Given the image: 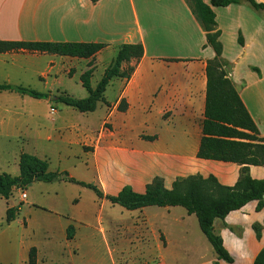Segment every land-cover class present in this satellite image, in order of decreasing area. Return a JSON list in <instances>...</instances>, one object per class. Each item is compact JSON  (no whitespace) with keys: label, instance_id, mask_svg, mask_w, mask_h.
<instances>
[{"label":"crops","instance_id":"1","mask_svg":"<svg viewBox=\"0 0 264 264\" xmlns=\"http://www.w3.org/2000/svg\"><path fill=\"white\" fill-rule=\"evenodd\" d=\"M244 6L264 20V12L254 11L246 3L214 8V12L222 44V13H229L234 39L238 41L240 34L244 39V45L238 43L240 48L231 50L236 54L231 58L235 63L225 57L224 45L223 57L233 64L230 77L259 131L264 132L263 71L249 74L252 80L244 88L236 68L239 61L257 57L264 34L261 23L251 27L239 23L236 15L246 10ZM3 40L107 45L89 59L26 51L17 52V57L10 52L0 54V62L15 70L31 72L36 78L44 76L47 89L37 91L49 93L48 100L56 97L50 87L60 85L65 93L72 85L83 87L81 76L93 69V78L100 65L105 74L121 44L144 46L141 60L129 64L135 67L131 79L114 78L108 85L107 89L116 86L115 96L111 100L105 97L106 103L98 105L96 111L102 110L98 119L46 117L35 118L31 124L10 120L15 128L20 127L14 129L18 138L24 135L25 125L33 126L28 130L36 133L38 142L50 143L56 135L53 146L38 143L30 154L46 160L51 172H67L77 181L96 185L106 196L118 195L125 186L145 193L158 177L168 189L177 178L191 175H214L228 187L238 182L240 165L197 157L205 120L207 62L215 53L205 47L206 32L187 0H0ZM62 60L68 64L60 68ZM75 76L80 77L78 83L72 82ZM57 80L60 82L55 84ZM123 100L127 109L118 111ZM47 120L52 127L44 123ZM23 153L21 148L5 159L0 174L19 176ZM168 159L173 160L169 164L177 166L176 171L167 170ZM84 169L95 172V183L80 175ZM249 174L264 179V167L250 166ZM14 191H21L22 207L8 224L18 222L22 227L20 264H29L32 251L36 264H136L140 257L146 259L144 264H183L178 257L184 252L183 245L190 246L185 251L192 255L190 264H254L264 248V231L259 240L254 230V225H264V209L257 212L256 202L214 222L215 233L234 258V263H227L219 260L196 215L183 207L149 206L130 211L89 188L63 180L36 182L28 191ZM12 198L13 194L3 198L6 213L17 206ZM139 235L145 240H138Z\"/></svg>","mask_w":264,"mask_h":264},{"label":"trees","instance_id":"2","mask_svg":"<svg viewBox=\"0 0 264 264\" xmlns=\"http://www.w3.org/2000/svg\"><path fill=\"white\" fill-rule=\"evenodd\" d=\"M187 1L206 32L205 47H211L215 53L214 58L207 62L205 120L197 157L240 165L242 169L236 185L224 186L214 175L209 177L191 175L177 178L172 188L168 189L163 179L158 177L147 186L145 193H137L131 186H125L118 195L106 196L96 185L77 181L67 172H51L46 160L23 153L20 157L19 176L0 174L1 197L9 199L14 190L27 189L36 182L63 180L89 188L100 198H105L112 204L120 205L130 211L149 206L183 207L190 215H196L203 234L214 248L219 260L234 263V258L225 247L222 237L215 233L214 222L216 219H225L231 212L241 210L252 202L257 203V212L264 209V179H254L249 174L250 166L264 167V137L260 136L256 122L229 75L233 65L223 57L224 46L220 39L221 31L217 30L214 8L246 3L254 11L264 12V3L256 0H210V3L203 0ZM238 43L244 45L241 34ZM106 46L101 43L3 40L0 41V54L26 51L89 59L95 57ZM144 52L141 43L121 44L116 58L107 68L96 88L91 86L93 69L81 76L83 87L89 93L87 98L77 99L62 94L50 101L72 107L81 113L96 111L100 103H106L105 93L110 82L114 78L130 80L135 67L128 66L133 60L140 61ZM252 69L261 75L259 68L252 67ZM0 92H15L37 100H48L51 97L49 93L14 84H0ZM121 103L120 110L125 111L127 104L124 100ZM18 211L19 208H11L7 211V223L15 219ZM254 230L260 240L264 225L256 224ZM29 264H36L33 251ZM254 264H264V248L256 257Z\"/></svg>","mask_w":264,"mask_h":264},{"label":"rangeland","instance_id":"3","mask_svg":"<svg viewBox=\"0 0 264 264\" xmlns=\"http://www.w3.org/2000/svg\"><path fill=\"white\" fill-rule=\"evenodd\" d=\"M246 9L243 12L238 13L236 15L238 21L240 24H242L245 27H251L254 24L261 23L264 29V20H262V17L260 14L253 12L251 9H249L247 6H244ZM256 15V18H254ZM232 20L229 18V13H222V19L220 22V25L225 28V35L223 38V45L226 47V58L230 61L231 58H235V53L231 52L234 47L240 48L237 37L234 39V29L232 25ZM262 44H259V50L260 52L257 54L256 58H250L246 60H241L239 63H236V68L238 70V73L242 74L243 81H244V88L248 86V84L251 82V77L249 74L257 73L253 71L252 67H257L263 71L264 74V34L262 36ZM14 53L13 57H17V52H10ZM106 60L107 62L110 59V53L106 54ZM115 58L116 54L113 55ZM22 57V56H20ZM234 62V61H233ZM235 63V62H234ZM59 66L61 68L62 66L67 65L65 60L59 61ZM233 65V64H232ZM253 65V66H250ZM128 67H132L129 65ZM127 67V68H128ZM62 70L60 69L59 72ZM103 65H100L94 74L92 78V85L95 88L97 84L100 82V80L103 78ZM232 73V69L229 71ZM230 73V74H231ZM229 74V75H230ZM56 78L58 79V74H54ZM73 75V73L71 74ZM80 80V77L75 76L72 80L73 83H78ZM47 81L44 76L40 77H34V75L29 73H22L18 70H15L11 67V65L0 62V84H14V85H21L26 84L22 86L32 87L34 90H46V85H44V82ZM60 80L56 81L55 84L59 83ZM75 85V84H74ZM78 86H71L69 88V91L67 93L63 92V87L60 85H57V87H50L48 89H55V93H52L53 95L60 96L62 94H67L71 97L77 98V99H84L87 98L89 93L88 91L80 86V84H77ZM115 90L116 86H109L106 92V98L112 99L115 96ZM103 104L100 103L99 106H102ZM120 107H122V103L118 106V111H121ZM67 117V118H92V119H98L102 116V110H97L96 112H88V113H81L77 110H75L72 107L66 106L61 103L51 102L50 100H44V101H36L28 96H21L15 92H2L0 93V119L3 118L5 121V124H0V164L4 163V160L7 158H10L14 155V153L18 150H21V148L25 149V153L33 154L37 148L38 143H43L46 146H53L56 142V135L53 138V140L48 143L46 141L38 142L36 139V133L32 131V127L28 130L29 127L25 125L22 129L24 130V135L20 138L16 137L17 135L14 132V129H19L20 127H14L12 122L10 123V120H22V121H31L30 124L34 121L35 118H46L49 120V118H56L59 117ZM44 121L45 124H49L47 127H52L50 125V121ZM1 121V120H0ZM260 132V131H259ZM264 132H260V136H263ZM173 160L168 159V165L167 170L168 171H176L177 166H174L172 164ZM78 172V171H77ZM80 173V172H79ZM80 174L87 180V182H94L95 183V172L92 169L86 170L84 169L81 171ZM171 175V174H168ZM30 186L27 187V191L29 190ZM13 204H17L15 208H20L22 205L21 202V191H14L13 198H12ZM17 215V214H16ZM16 217V216H15ZM7 213H6V202L3 198L0 197V264H20L21 261V254H20V247H21V236H22V227L18 222L8 224L7 223ZM139 225V222H136ZM198 229V227H197ZM139 235L137 238L140 241H144L145 239ZM189 240L191 238H188ZM189 242V241H187ZM206 243L211 247L209 242L206 240ZM183 253L178 254L179 259H181L183 264H190L191 262V254L190 252L187 253L185 251L190 250L189 245H183ZM59 258V256H57ZM140 261V262H139ZM139 261L136 262V264H144L146 259L144 257H140ZM58 262V261H57ZM121 263H123V260H121ZM50 264V263H48Z\"/></svg>","mask_w":264,"mask_h":264},{"label":"built area","instance_id":"4","mask_svg":"<svg viewBox=\"0 0 264 264\" xmlns=\"http://www.w3.org/2000/svg\"><path fill=\"white\" fill-rule=\"evenodd\" d=\"M22 199H23V200H26V199H27V195H26L25 192L22 193Z\"/></svg>","mask_w":264,"mask_h":264}]
</instances>
